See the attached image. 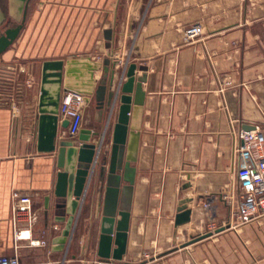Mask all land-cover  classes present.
Returning a JSON list of instances; mask_svg holds the SVG:
<instances>
[{"label": "crops", "instance_id": "0c3cea01", "mask_svg": "<svg viewBox=\"0 0 264 264\" xmlns=\"http://www.w3.org/2000/svg\"><path fill=\"white\" fill-rule=\"evenodd\" d=\"M9 4L0 0V36L17 25ZM194 25L201 31L191 39ZM59 60L99 66L96 88L104 81L107 89L101 105L95 94L81 93L80 130L98 134L92 143L104 139L108 163L124 102L131 106L130 131L139 135L133 185L122 181L115 204L129 213V230L119 250L120 215L109 224V263L100 259L104 218L113 209L107 173L101 178L97 170L63 237L69 217L58 206L66 185L58 150H44L39 113L42 66ZM132 64L137 77H147L139 119L136 85L130 94L119 92L127 81L121 73ZM79 65L64 77L62 97L75 92L69 85L89 79V65ZM61 122L57 142L69 133ZM247 127L264 134V0H29L18 39L0 57V256H17L21 264H228V256L233 264H264V214L237 221V134ZM15 194L32 197L33 222L17 219ZM181 207L192 211L191 221L177 226ZM19 227L29 238H17ZM207 228L213 236L184 247Z\"/></svg>", "mask_w": 264, "mask_h": 264}, {"label": "water", "instance_id": "95a60500", "mask_svg": "<svg viewBox=\"0 0 264 264\" xmlns=\"http://www.w3.org/2000/svg\"><path fill=\"white\" fill-rule=\"evenodd\" d=\"M28 3L29 0H10V14L17 25L6 29L0 36V57L18 39L26 19ZM79 64L89 65L90 77L86 81L81 77L82 79L69 85L68 88L88 96H93L95 94L99 104H102V97L107 89V85L102 81L96 88L94 71L99 68L97 64H90L80 60L44 62L42 66L41 95L39 101L41 138L44 143L46 139L47 145L44 149L46 152L52 153L58 150L59 166L63 170L61 179L65 182L66 189L63 194H60L63 200L58 207L65 208L69 217L66 229L63 232L65 241H67L70 236L78 210L81 207L82 201L84 202L86 199L87 191L95 173L97 170H100L101 178H104L106 173L108 174L107 192L110 196L112 195L111 203L113 209L104 218L105 225L101 236L100 259L103 263H109L113 244V230L109 229V224H115L117 214L120 215L121 219L118 221L117 226V232L120 234L116 241V244L121 247L119 250L125 247L124 241L126 239V233L129 230V213L126 211L117 212V206H115V204L116 195L119 193L122 181H126L130 184L128 187L129 189L133 185V174L135 169L131 167V163L135 161L139 135L130 131L129 114L131 112V106L129 103L124 102L120 107L118 120L114 125L109 163L108 155L101 153L104 139L101 144L92 143V137H96L98 134L93 133L89 129L77 131L76 128H71V121L68 119L62 120L60 126L63 130H69L68 137L57 142L64 77H71V75H74L78 70V66H80ZM109 66L110 60L106 59L103 63L104 78H107L109 75ZM137 68L136 64H132L121 73L123 76H126L127 81L125 83L121 81L119 88V92L121 91L122 94H130L134 91L136 85L134 119H139L141 115L145 100V93L143 92L142 85L147 78L146 75L137 77ZM114 80L115 71H113L112 75V84ZM117 96L118 94H116V97ZM132 129H134V127ZM245 130L252 131L254 128L247 127ZM120 172H123V176L119 174ZM46 206L49 208V199H47ZM191 214L192 211L187 209V207H181L176 217V225L180 226L190 222ZM224 230L225 228H220L217 229L215 233H220ZM213 235V232H209L195 237L190 243L184 245V247ZM116 259H120V257H116Z\"/></svg>", "mask_w": 264, "mask_h": 264}, {"label": "built area", "instance_id": "2783aa9c", "mask_svg": "<svg viewBox=\"0 0 264 264\" xmlns=\"http://www.w3.org/2000/svg\"><path fill=\"white\" fill-rule=\"evenodd\" d=\"M200 31L201 26L194 25L189 29L188 36L193 39ZM85 103V96L78 92H67L61 100L59 116L62 120H70L71 128H76L77 131L80 130V117ZM237 136L240 141L238 172L242 190L237 221L240 225H245L264 214V134L258 130H242ZM14 200L17 219L29 217V222H33L32 197L15 194ZM16 236L19 239L29 238L28 232L21 227L17 228ZM32 243L35 245L40 242ZM0 264H21V261L17 256H0Z\"/></svg>", "mask_w": 264, "mask_h": 264}, {"label": "rangeland", "instance_id": "374dc122", "mask_svg": "<svg viewBox=\"0 0 264 264\" xmlns=\"http://www.w3.org/2000/svg\"><path fill=\"white\" fill-rule=\"evenodd\" d=\"M6 4V3H5ZM7 7H10V4L9 5H7ZM207 231H205L203 234H206V233H209V232H214V229H206ZM228 233H230V232H228ZM202 234V235H203ZM228 246H231V247H233L234 245H235V240L233 239V240H227V243H226ZM233 250V249H232ZM228 264H233V262L232 261H234V260H232V258H231V256H228Z\"/></svg>", "mask_w": 264, "mask_h": 264}]
</instances>
